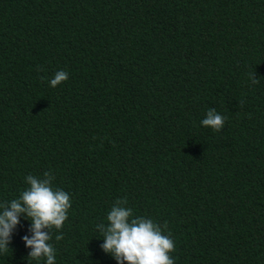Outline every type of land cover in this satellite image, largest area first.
Wrapping results in <instances>:
<instances>
[{
    "label": "trees",
    "instance_id": "1",
    "mask_svg": "<svg viewBox=\"0 0 264 264\" xmlns=\"http://www.w3.org/2000/svg\"><path fill=\"white\" fill-rule=\"evenodd\" d=\"M49 171L55 264H116L96 225L124 198L174 264H264V0H0V202ZM29 228L0 264H45Z\"/></svg>",
    "mask_w": 264,
    "mask_h": 264
},
{
    "label": "clouds",
    "instance_id": "2",
    "mask_svg": "<svg viewBox=\"0 0 264 264\" xmlns=\"http://www.w3.org/2000/svg\"><path fill=\"white\" fill-rule=\"evenodd\" d=\"M67 78L68 72L57 71L49 85L56 87ZM251 82H259L254 78V73ZM224 122V116L215 109H209L201 125L218 132ZM53 180L50 171L44 172L42 177L30 174L25 178L28 187L20 193L19 198L0 202V252L9 250L7 245L13 230L23 215L30 222L31 235L22 237L25 247L30 249L28 258H44L45 264H55V249L49 243L51 231L62 229L68 219L71 199L66 191L53 188ZM126 204L127 198L114 201L106 217L107 224L96 225L103 237L101 250L110 255L116 264H174L170 255L175 251L171 234L165 235L162 227L150 218L134 217L132 209ZM163 228H167V224ZM55 239L62 240L63 235H57Z\"/></svg>",
    "mask_w": 264,
    "mask_h": 264
}]
</instances>
